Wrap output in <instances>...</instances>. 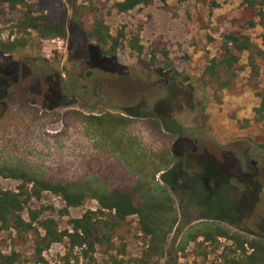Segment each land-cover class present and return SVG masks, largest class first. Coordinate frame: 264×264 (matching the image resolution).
<instances>
[{
	"label": "rangeland",
	"instance_id": "obj_1",
	"mask_svg": "<svg viewBox=\"0 0 264 264\" xmlns=\"http://www.w3.org/2000/svg\"><path fill=\"white\" fill-rule=\"evenodd\" d=\"M95 1L112 32H126L127 38L116 60L102 56L87 41L83 22L71 11L67 40L35 39L29 47L13 56H0V74L5 78L8 76L2 79L0 93L12 94L25 86L28 93L25 100L32 112L47 113L51 118L71 110H80L87 115L161 118L164 131L176 134L178 151L190 149L186 138L182 136L185 127L190 128L186 131L189 136L195 131L199 132L202 136L197 137L201 149L198 158L203 159L204 164L188 169L189 175L183 186L184 181H178L182 170L177 169L175 163L158 176V181L173 196L179 214L163 264H194L195 261L233 264L235 256L223 251L225 246H231L225 240H220L222 248L217 252L212 253L213 249H208L210 255L205 261L196 256L183 258L178 248L188 230L203 222L222 225L250 238L264 236L263 161L256 175L249 164L245 177L238 172L241 164L229 166L230 184L224 189L222 198L219 197L220 204L212 200L215 192H203L211 187L216 190V183H225L221 177L212 180L213 168L223 162L222 151L230 150L231 157L236 150L239 153L252 152L254 156L256 149L264 145V122L258 123L255 119V110L261 105V99L248 86L250 70L246 69L241 74L235 89L218 93V98L213 90L203 89L199 85L204 68L213 57L223 52L224 40L229 34L248 36L262 46L264 0H167L166 4L158 2L153 7L137 9L130 14H118L112 10L113 4L122 0ZM31 3L36 15L67 6L66 0H31ZM10 20H13V15L6 6L0 4V31L4 40L11 34ZM141 27L146 53L159 41L157 44L170 52L174 63L172 69L166 70L161 63L154 68H146L138 61L128 41L131 40V34ZM241 59L242 65L247 67L248 55H242ZM257 63L261 68L264 89V61L257 59ZM101 98L102 101L95 105ZM0 99L3 97L0 96ZM106 105L111 107L106 108ZM5 113L6 103L0 102V119ZM29 120L26 123H30L32 118ZM11 123L7 129L0 127V164L24 162L39 174L57 173L58 167L52 156L53 144L46 146L36 139V134L27 139L24 131L16 130L14 122ZM63 130V123L58 121L45 127L43 132L54 134ZM93 135L90 127L86 126L67 136L55 147L67 155L79 157L95 151ZM141 137L148 147L154 148L146 133ZM17 187V182L0 178V189L14 190ZM197 192L202 193L199 196L192 194ZM41 205L53 207L49 214L60 221L63 229L68 227L70 218H80L88 210H98V203L93 201L72 210L70 218H60L58 210L64 206L60 198L48 195ZM41 205L36 202L33 208ZM130 221L133 231L128 237V250L131 255H137L144 243L137 218H131ZM0 246L5 254L17 251L29 260L34 254L32 238L20 244L16 242L14 233L1 229ZM194 249L195 245H190L187 253H193ZM66 252V244H57L45 253V257L51 264H57ZM99 264L110 263L99 258Z\"/></svg>",
	"mask_w": 264,
	"mask_h": 264
},
{
	"label": "trees",
	"instance_id": "obj_2",
	"mask_svg": "<svg viewBox=\"0 0 264 264\" xmlns=\"http://www.w3.org/2000/svg\"><path fill=\"white\" fill-rule=\"evenodd\" d=\"M66 1L67 6L63 8L36 15L31 0H0V4L13 15L9 22L10 37L2 39L0 31V56H13L29 47L35 39L67 40L69 16L74 11L84 24L87 41L102 56L116 60L127 38L126 32H112L95 0ZM158 2L166 4L167 0H122L114 3L112 10L118 14H130L137 9L153 7ZM262 16L264 18V14ZM142 30L141 27L132 33L128 41L138 61L146 68L161 63L166 70L172 69L174 63L170 52L159 46V41L146 53ZM242 55H248L247 67L242 65ZM257 59L264 61V38L259 46L248 36L229 34L225 37L223 52L213 57L204 68L199 85L213 90L218 98V93L235 89L241 74L249 69L248 86L261 99V105L255 110V119L262 123L264 89ZM6 78L0 74V84ZM27 94L26 87L22 86L7 100L0 127L7 129L8 124L14 122L15 129H22L27 139L36 134V139L46 146L52 143L53 162L58 172L39 174L24 162L0 164V178L18 183L14 190L0 189V229L14 233L20 244L32 238L34 247L29 260L17 251L5 254L0 246V264H51L45 253L57 244H66L67 247L66 254L57 264H99V258L110 264H163L179 214L173 196L158 181V176L174 164L172 146L176 135L166 133L163 121L156 117L99 116L71 110L56 114L57 119L55 115L51 118L47 113H33L25 100ZM28 119L30 123H26ZM58 121L63 123V131L43 132L45 127ZM86 126L95 135L92 139L95 151L77 157L55 147ZM145 133L154 148L142 140ZM48 195L63 201L64 206L58 210L60 218H70L72 210L93 201L98 203V210H88L80 218H70L68 227L63 229L60 221L49 214L53 207L41 205ZM36 202L41 206L33 208ZM131 218H137L144 243L137 255H131L128 250V237L133 231ZM220 240L231 245L225 246L223 251L235 256L233 264H264V236L250 238L210 222L192 226L182 239L178 252L183 253V258L196 256L205 261L210 255L208 249L215 253L222 248ZM192 244L195 245L193 253H187ZM194 264L204 263L195 261Z\"/></svg>",
	"mask_w": 264,
	"mask_h": 264
},
{
	"label": "flooded vegetation",
	"instance_id": "obj_3",
	"mask_svg": "<svg viewBox=\"0 0 264 264\" xmlns=\"http://www.w3.org/2000/svg\"><path fill=\"white\" fill-rule=\"evenodd\" d=\"M166 84H168V82ZM178 88H180L181 91L183 90L182 87H178ZM16 92H17V90H15L12 94L11 93L9 94L7 92H1L0 96L3 97V99H0V102L6 103L7 100L10 97H12ZM74 94H75V91H74ZM193 96H194V94H193ZM102 99L103 98H101L100 101H97L95 103V105H97L99 102H101ZM110 107L111 106L106 105V108H110ZM146 107L149 109L148 105ZM202 109H203V106H202L201 110ZM187 129H190V128L185 127L183 129L182 136L186 138V140H185L186 144H187V146L190 147V149L189 150L185 149V151H181V149H179V151H178L176 149V147H177V145H179V140H175V143H173L175 145H174V148L172 150L174 160H175L174 163L176 164L177 169L182 170L181 174L179 175V178H178V181H179V179L181 181H184L182 183V186L187 181V177L189 175L188 169L189 168L194 169L196 166L204 164L203 159L198 158L201 154V149L199 148V139L197 137L198 136L200 137L202 135L199 132L195 131L191 136H189L186 133ZM174 135H176V134H174ZM204 139H207V138L204 137ZM222 153L224 154L223 162L221 165L215 166L213 168L212 180L215 181V179L217 180L218 177H221L222 182H225V183H220V184L216 183L215 187L213 186L216 190H213V188L211 187L210 189L203 191V192H211L212 191L213 193L215 192L216 193L215 197L214 198H212V196H210V197L212 198V200H217V204H220L219 203V200H220L219 197L222 198L224 189L228 186V184H230L229 177L231 174H230V172H228L229 166L233 167V165H235V164H237V165L241 164L242 167L238 168V172L242 175V177H245L247 175L246 173H248V171H249V164H251L253 166V168H254L253 174L256 175V173L259 171L260 162L261 161L264 162V148L263 147H261L260 149H256V153L254 156L252 155V152L247 153V151H242L241 153H239L238 150L235 151V155L232 157L230 156V150L222 151ZM182 186H181V189H182ZM197 193H192V194L199 196V194H201L202 192H197ZM213 193H212V195H213ZM226 196H227V194H226ZM211 198H210V200H211ZM213 217L216 220H221L219 217H215V216H213Z\"/></svg>",
	"mask_w": 264,
	"mask_h": 264
},
{
	"label": "water",
	"instance_id": "obj_4",
	"mask_svg": "<svg viewBox=\"0 0 264 264\" xmlns=\"http://www.w3.org/2000/svg\"><path fill=\"white\" fill-rule=\"evenodd\" d=\"M122 110H125V109H123V108H121Z\"/></svg>",
	"mask_w": 264,
	"mask_h": 264
}]
</instances>
